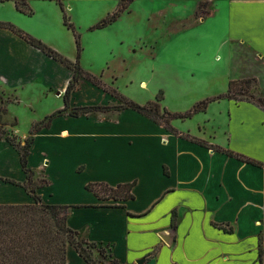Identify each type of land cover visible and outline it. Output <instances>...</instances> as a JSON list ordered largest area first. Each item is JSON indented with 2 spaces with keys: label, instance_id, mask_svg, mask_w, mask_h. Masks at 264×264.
Here are the masks:
<instances>
[{
  "label": "crops",
  "instance_id": "1",
  "mask_svg": "<svg viewBox=\"0 0 264 264\" xmlns=\"http://www.w3.org/2000/svg\"><path fill=\"white\" fill-rule=\"evenodd\" d=\"M120 1L62 0L70 23L87 34L113 32L129 10L105 28L94 27L114 13ZM168 1L174 10L189 5L191 11L184 15L196 24H209L204 35L216 44L218 53L213 60L217 66L191 73L192 81L196 73L203 74L198 80L214 90L204 100L225 95L230 82L241 80L252 81L260 94L254 97L264 98V0ZM202 3L207 13L198 17ZM30 6L32 15H26L13 1L0 0V10L7 7L9 15L0 12V22L61 52L62 44L52 33L53 22L61 32L69 29L60 6L53 0H31ZM223 60L221 67L218 63ZM72 78L73 71L65 65L0 27V87L14 95L12 102L5 103L6 119L16 123L13 129L22 139L40 122L34 118V98L54 93L59 101L56 109H64V94ZM70 102L72 108L121 104L86 79L80 80ZM221 104L220 113L227 119L223 127L229 137L227 146L202 136L206 121L193 129H186L181 119L173 121L179 132L221 151L178 137L132 109L56 117L49 128L35 135L30 148L28 165L33 178L47 182L37 189V195L45 204L69 206L68 226L82 239L108 246L120 264H246L233 258L236 251L250 249L257 255L252 262L261 264V241L264 264V168L224 152L230 150L264 164V109L253 100L222 98L193 116L206 115L211 105ZM22 106L30 117L24 130L19 118ZM53 113L46 112L47 116ZM5 179L23 184L27 175L18 150L1 139L0 204L35 203L23 187ZM96 183L111 188L135 183L133 198H99L87 189ZM172 230L174 238L167 244L160 235ZM179 244H187L182 260L174 255ZM67 262L88 264L71 246Z\"/></svg>",
  "mask_w": 264,
  "mask_h": 264
},
{
  "label": "rangeland",
  "instance_id": "2",
  "mask_svg": "<svg viewBox=\"0 0 264 264\" xmlns=\"http://www.w3.org/2000/svg\"><path fill=\"white\" fill-rule=\"evenodd\" d=\"M188 1L191 0H185ZM168 2L136 0L121 24L111 30L113 32L87 34L84 29L76 27L81 36V51L78 50L73 33L67 27L64 29L68 30L61 32L53 22V38L62 44L61 52L53 50L71 62H75L79 55L81 68L96 77L100 81L98 84L104 85L105 89L116 90L129 101L144 106L154 102L157 97H162V107L171 113L185 114L213 94V89L198 80L202 79L203 74L196 73L192 81L191 73L193 70L205 72L211 66H217L213 59L218 51L216 52L214 40L207 41L208 37L204 35L209 24H196L194 18L184 15L191 11L189 5L184 10H174ZM204 6L205 4L199 12L204 11ZM7 7L0 10L1 15L5 17L9 16L6 14ZM35 25L32 23V26ZM223 62L224 60L218 65L223 67ZM102 85L101 88L104 89ZM246 87L243 92L247 94L246 97L260 95L252 81L246 84ZM13 100L14 95L0 87V137L4 136L3 139L9 138L24 146L30 135L22 139L13 129L16 123L6 119L5 103ZM34 100L37 102L34 118L40 122L47 116L48 109L54 113L59 111L56 109L59 101L54 93ZM243 100L255 101L246 98ZM222 106L211 105L206 115L192 116L179 122H183L186 129H193L197 128V123L203 126L206 121V129L201 135L212 143L227 146L229 137L223 131L227 119L220 113ZM23 108L22 106L19 118L20 128L24 130L23 126L28 124L30 117L24 113ZM262 237L264 241L263 234ZM186 249L187 244H179L174 250L175 257L182 260ZM235 254V261H248L246 264H254L252 261H257V255L251 252V249L250 252L236 251Z\"/></svg>",
  "mask_w": 264,
  "mask_h": 264
},
{
  "label": "trees",
  "instance_id": "3",
  "mask_svg": "<svg viewBox=\"0 0 264 264\" xmlns=\"http://www.w3.org/2000/svg\"><path fill=\"white\" fill-rule=\"evenodd\" d=\"M6 1V0H2ZM13 1L17 9L26 14L32 15V8L30 6L31 0H7ZM61 8L63 12L64 24L73 31L76 37V44L78 50L81 51L80 36L78 35L74 26L70 23L66 13V9L62 0H53ZM134 0H121L117 10L108 15L105 20L94 29L105 28L121 16L123 12L129 10ZM200 5V10L203 7ZM205 10V8H204ZM206 11L198 12V17L205 16ZM1 28H7L25 39L28 43L41 50L43 53L62 63L67 68L73 71V78L64 94L65 107L62 110L45 117L41 122L32 126L30 136L26 139L25 145L21 146L19 143H14L9 138H5L14 146L19 154L21 166L27 175V181L23 184L14 180L5 179L4 181L23 187L32 197L35 203L32 205H5L0 204V264H68L67 250L68 247H74L80 256L88 264H120L112 258L110 248L102 244L91 243L80 237V234L68 226V212L69 206L49 205L42 202L40 196L37 195V189L44 186L47 182L45 180H34V173L29 168L28 157L30 155V148L34 143L35 135L44 128H49L52 121L59 116L69 113L73 117H79L96 111L108 112L123 109H132L139 114L147 117L155 123L163 126L172 134L190 140L208 149L221 151V149L209 145L206 141L192 137L189 134L179 132L174 126L173 121L176 119H189L197 113L206 112L210 103L222 98L234 99L243 101V99H255L257 103L264 109V98L262 97H246L244 90L247 89L246 84L250 80L232 81L229 84L228 91L225 95L218 98L207 99L199 102L189 112L185 114L171 113L165 107H162V97H157L154 102H149L147 105H139L129 101L116 90L105 89V86L98 84L99 81L93 75L85 72L80 66V56L78 55L75 62H71L57 51L46 46L41 41L31 37L30 35L18 30L15 26L7 23H1ZM81 79H87L115 97L120 101L119 106H86L79 108L71 107V95L77 88ZM100 82V81H99ZM4 136L0 137V140ZM228 156L237 158L246 163L254 164L264 168V164L251 160L243 155L237 154L233 151H224ZM135 183L119 185L116 188H111L104 184H89L87 189L94 192L99 198H112L114 200H128L132 199V189ZM175 226V222H174ZM259 261H263V247L262 241L259 245Z\"/></svg>",
  "mask_w": 264,
  "mask_h": 264
},
{
  "label": "water",
  "instance_id": "4",
  "mask_svg": "<svg viewBox=\"0 0 264 264\" xmlns=\"http://www.w3.org/2000/svg\"><path fill=\"white\" fill-rule=\"evenodd\" d=\"M175 231H168L166 233H162L160 236L164 240L165 243L171 244L174 238ZM138 264H143V261H140Z\"/></svg>",
  "mask_w": 264,
  "mask_h": 264
}]
</instances>
